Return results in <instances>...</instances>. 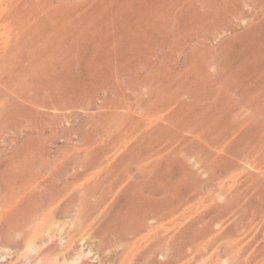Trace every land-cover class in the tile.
<instances>
[{
  "label": "rangeland",
  "instance_id": "obj_1",
  "mask_svg": "<svg viewBox=\"0 0 264 264\" xmlns=\"http://www.w3.org/2000/svg\"><path fill=\"white\" fill-rule=\"evenodd\" d=\"M0 129V264H264V0H0Z\"/></svg>",
  "mask_w": 264,
  "mask_h": 264
},
{
  "label": "bare ground",
  "instance_id": "obj_2",
  "mask_svg": "<svg viewBox=\"0 0 264 264\" xmlns=\"http://www.w3.org/2000/svg\"><path fill=\"white\" fill-rule=\"evenodd\" d=\"M4 7H5V6H4ZM46 8H47V6H46ZM46 10H47V9H46ZM52 11H53V10H52ZM217 15H218V14H217ZM83 16H84V15H83ZM218 16L221 17L220 14H219ZM216 17H217V16H216ZM3 18H4V17H3ZM6 18H7V17H6ZM73 18H74V17H73ZM223 18H225V17H222V19H221L220 21H222ZM3 20H6V19L4 18ZM3 20H2V21H3ZM68 22H69V21H68ZM68 22H67V23H68ZM73 22H74V21H72V23H73ZM72 23H71V24H72ZM69 24H70V23H69ZM72 25H73V24H72ZM74 25H75V24H74ZM175 46H176V45H175ZM177 47H178V46H177ZM20 119H21V118H20ZM18 120H19V119H18ZM18 120H17V121H18ZM10 122H11V121H10ZM6 123H9V121L6 122ZM6 123H5V124H6ZM19 124H20V123H19ZM3 126H4V125H1V128H2ZM4 128L6 129L7 127H4ZM5 129H3V130H5ZM7 129H8V128H7ZM7 129H6V130H7ZM11 129H14V128L12 127ZM0 130H2V129H0ZM8 130H9V129H8ZM12 131H13V130H12ZM30 131H31V130H30ZM0 132H1V131H0ZM1 133H2V132H1ZM12 134H13V133H12ZM16 135H17V134H16ZM12 165H13V164H12ZM27 185H28V184H27ZM52 196H54V195H51V197H52ZM45 203H46V205H47L48 203H50V198H46ZM42 204H43V203H42ZM38 209H39V208H38ZM38 209H37V210H38ZM31 215H32V213H31ZM37 216H38V215H37ZM29 217H30V216H29ZM38 217H39V216H38ZM41 219H42V218H41ZM43 219H44V218H43ZM34 221H35L34 218H31V219H30L29 221H27V222H24V223L22 222V223H19V224L16 223V225L18 224V225L16 226V230H17L19 233H21V234L23 233V234L25 235V237H24L23 235H22V236H23L24 238H26V235L29 236V232H28L29 230H28V228H29V226H31V224L34 223ZM30 228H31V227H30ZM37 229H38V228H37ZM40 231H41V229H40ZM40 231L36 230L35 235H33V238H34V239L38 237V234H39ZM30 232H31V231H30ZM42 233H43V232H42ZM42 233H41V234H42ZM41 234H40V235H41ZM28 236H27V237H28ZM23 237H22V238H23ZM28 238H29V237H28ZM29 239H31V238H29ZM25 241H26V240H25ZM21 242H22V241H21ZM22 243H23V242H22ZM8 257H9V256H8ZM41 260H42V259H41Z\"/></svg>",
  "mask_w": 264,
  "mask_h": 264
}]
</instances>
